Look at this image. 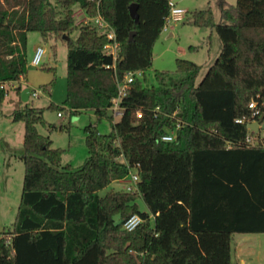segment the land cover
Returning <instances> with one entry per match:
<instances>
[{
	"label": "trees",
	"instance_id": "trees-1",
	"mask_svg": "<svg viewBox=\"0 0 264 264\" xmlns=\"http://www.w3.org/2000/svg\"><path fill=\"white\" fill-rule=\"evenodd\" d=\"M219 5V23L210 8L192 12L194 25L221 40L202 79L196 82L200 65L176 58L172 73L155 70L149 83L168 0H0V101L3 85L26 74L29 31L66 42L71 113L113 121L117 81L141 71L107 134L96 123L84 127L88 154L76 168L61 165L62 149L38 131L42 108L25 102L12 111L24 124V174L14 223L0 231V264H230L233 234L264 233V138L250 141L259 133L247 128L264 114V0ZM75 8L86 21L76 23ZM98 13L119 43L115 61L93 21ZM14 89L20 95V84ZM177 123L175 139L162 141ZM131 169L138 191L98 194ZM132 214L143 220L128 231L123 222Z\"/></svg>",
	"mask_w": 264,
	"mask_h": 264
},
{
	"label": "rangeland",
	"instance_id": "rangeland-1",
	"mask_svg": "<svg viewBox=\"0 0 264 264\" xmlns=\"http://www.w3.org/2000/svg\"><path fill=\"white\" fill-rule=\"evenodd\" d=\"M173 1L186 12L181 21L170 22L168 30H162L155 41L151 66L146 70L149 83H155L153 77L155 70L172 73L175 70L176 58L188 59L201 66L196 78V82H199L221 50V40L215 30L194 25L192 12L210 8L215 22L219 23L221 21L219 4L222 0ZM225 1L234 4L236 0ZM74 17L76 23L87 20L79 8H75ZM171 31L173 35L168 36V32ZM37 46H41L44 53L40 64L34 66L31 64V59ZM66 57L67 44L64 40L55 37L44 40L39 32L29 31L26 42L27 70L24 83L20 80L11 85L4 84L5 95L0 101V231L11 227L14 223L24 174V164L20 158L23 151L24 124L22 121H13L11 116L12 111L22 107L24 103L17 96L14 85L20 84L22 89L25 84L30 90H41L39 96L30 97L27 103L29 106L43 109L45 125L38 124L37 129L41 134L50 137L53 147L62 149L61 165L70 164L76 168L85 160L88 154L84 142L86 125L96 123L97 131L107 134L112 122L118 119V116H114L113 121L106 117L96 121V116L91 110L71 113L64 104L67 93ZM44 85L50 91L44 89ZM58 111L62 112L61 116L57 115ZM50 124L55 127L50 128ZM257 133H259L257 137L250 136L249 140L257 141L260 137L264 138V129H259ZM125 184L123 181H113L99 190L98 194L104 195L108 191L120 190ZM138 205L140 210L145 209L142 200H138ZM244 239L247 240V247L254 253L252 264H264V233L233 234L232 252H234L235 242Z\"/></svg>",
	"mask_w": 264,
	"mask_h": 264
},
{
	"label": "built area",
	"instance_id": "built-area-1",
	"mask_svg": "<svg viewBox=\"0 0 264 264\" xmlns=\"http://www.w3.org/2000/svg\"><path fill=\"white\" fill-rule=\"evenodd\" d=\"M168 6H169V12L165 18V22L162 28V30H165V31L168 29V24L170 22L181 21L186 12L183 8L179 7L176 4V2L172 0H168ZM93 21L99 28H102L106 31L108 42L104 46V52L106 54L111 55L113 61H115L118 56L119 43L116 40L113 29L110 27V25L103 19V17L99 13L93 18ZM43 53H44V49L41 46H37L32 56L31 64L34 66L39 65L41 62ZM114 66L115 64L113 63L112 67L114 68ZM106 67H110V66L106 65ZM140 75H141L140 70L129 71L124 75V77L121 80L117 81V96L113 99V103L109 108L113 116L120 115V111H121L120 101L122 97L126 95L127 90L129 89L130 83L133 81L134 77L140 76ZM14 83H11V84H14ZM16 85H14V88L16 87ZM44 89L50 91L49 88H44ZM3 90H4V85H3ZM40 93H41V90H37V89L30 90L29 89V97H37L40 95ZM255 106H256L255 102L252 101L249 103L250 108H255ZM255 113H258V110H255L254 114ZM57 115L61 116L62 112L58 111ZM136 117L137 118L141 117V111L136 112ZM237 121L240 122L241 120L237 119ZM178 127H179V124L177 123L176 127L173 129L166 128L165 132L161 135L160 139L165 142L173 141L175 139L176 129ZM137 180H138V176L136 172L132 169L129 171L126 177L119 179V181H123L126 183L122 189L128 192L138 191ZM142 220L143 219L138 214H132L123 222V228L128 231L133 230L135 227H137L142 222Z\"/></svg>",
	"mask_w": 264,
	"mask_h": 264
},
{
	"label": "crops",
	"instance_id": "crops-1",
	"mask_svg": "<svg viewBox=\"0 0 264 264\" xmlns=\"http://www.w3.org/2000/svg\"><path fill=\"white\" fill-rule=\"evenodd\" d=\"M223 1H225V0H223ZM172 35H173L172 31L168 32V36H172ZM21 82L24 83V78H21ZM24 87H27V86H25V84H24ZM17 96L19 97L20 101L23 102L20 98V95H17ZM23 103H25V102H23ZM246 242H247L246 239L235 242L234 252H232V247L230 244V264H252V262H254V260H253L254 259V255H253L254 253L250 250L249 247H247Z\"/></svg>",
	"mask_w": 264,
	"mask_h": 264
},
{
	"label": "water",
	"instance_id": "water-1",
	"mask_svg": "<svg viewBox=\"0 0 264 264\" xmlns=\"http://www.w3.org/2000/svg\"><path fill=\"white\" fill-rule=\"evenodd\" d=\"M129 14L131 18L134 20V23L137 24L139 21L138 12H137V3L133 2L128 6ZM135 34V30H131L129 32V38L128 40H132L133 36ZM20 98L23 102H27L29 98V88L24 87L20 91ZM264 114H262L259 118V121H251L247 124V128L255 133L259 131V129H264V122H261L263 120Z\"/></svg>",
	"mask_w": 264,
	"mask_h": 264
}]
</instances>
